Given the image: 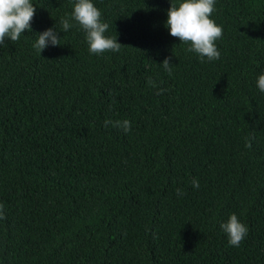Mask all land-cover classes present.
Returning a JSON list of instances; mask_svg holds the SVG:
<instances>
[{
  "label": "trees",
  "instance_id": "obj_1",
  "mask_svg": "<svg viewBox=\"0 0 264 264\" xmlns=\"http://www.w3.org/2000/svg\"><path fill=\"white\" fill-rule=\"evenodd\" d=\"M75 2L31 0L0 46V264H264V0H215L213 61L170 35V0H92L122 46L91 54Z\"/></svg>",
  "mask_w": 264,
  "mask_h": 264
},
{
  "label": "clouds",
  "instance_id": "obj_2",
  "mask_svg": "<svg viewBox=\"0 0 264 264\" xmlns=\"http://www.w3.org/2000/svg\"><path fill=\"white\" fill-rule=\"evenodd\" d=\"M214 11L215 0H179V3L170 0L165 26L169 29L171 36L179 38L181 43L190 45L186 49L187 52H194L201 58L206 57L209 61L218 60L220 52L215 41L222 37V26L217 25L210 18ZM35 12L36 7L31 3V0H0V46L4 45L6 37L15 43L25 30L31 31V21ZM71 19H74L85 32V39L91 54L99 55L105 51H120L122 44L118 42L117 36L105 35L109 25L102 20L101 10L94 5L92 0H76ZM60 25L64 33L72 27L69 18H62ZM58 32L56 26L53 25L38 33L33 47L41 54L49 44L52 46L61 45V37ZM161 64L163 69L171 75L172 57H165ZM148 83L152 87H157L156 82L151 79ZM257 87L261 92H264V73L258 76ZM162 91L163 89H158L157 94H161ZM109 124L121 128L125 134L131 131V123L127 119L123 121L105 120L106 128ZM245 146L251 148L250 139L246 138ZM192 187L199 188V182L195 178L192 180ZM176 191L178 196L184 194L182 189ZM3 218V206L0 205V219ZM220 227L227 234L228 243L235 247H238L248 234V227L234 213L229 216L226 222L221 223Z\"/></svg>",
  "mask_w": 264,
  "mask_h": 264
}]
</instances>
